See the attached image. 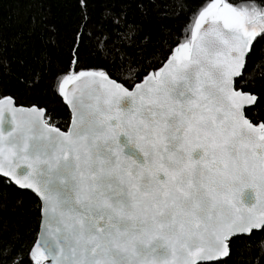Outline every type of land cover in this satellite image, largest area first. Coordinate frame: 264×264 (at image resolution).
Segmentation results:
<instances>
[{"label":"snow or ice","instance_id":"obj_1","mask_svg":"<svg viewBox=\"0 0 264 264\" xmlns=\"http://www.w3.org/2000/svg\"><path fill=\"white\" fill-rule=\"evenodd\" d=\"M22 2L26 31L0 28V177L39 225L0 227V264H264V0H177L156 45L127 0H77L55 69L46 0ZM93 40L103 63L82 66ZM49 73L65 129L5 90Z\"/></svg>","mask_w":264,"mask_h":264},{"label":"trees","instance_id":"obj_2","mask_svg":"<svg viewBox=\"0 0 264 264\" xmlns=\"http://www.w3.org/2000/svg\"><path fill=\"white\" fill-rule=\"evenodd\" d=\"M176 2L177 0H145L142 7H138V0H127L129 20H135L142 27L143 32L151 37L153 45L164 43L168 34L174 29H179L184 21ZM32 7L34 5L22 0H0V28L6 37L26 31L27 17ZM97 8L98 6H93L94 10ZM44 10L49 20L50 52L54 60V69L65 67L73 47L80 8L77 0H46ZM16 54H21L19 48L16 49ZM101 63L103 59L96 55L95 41L87 42L81 48L82 66ZM50 76L51 73L43 78L34 76L27 83L21 77L20 82L13 81L7 84L5 90L15 97L17 106L43 107L51 118L50 122L65 129L71 114L61 98L53 94ZM38 225L39 213L33 195L19 190L8 180L0 177V227L31 243L36 238Z\"/></svg>","mask_w":264,"mask_h":264},{"label":"water","instance_id":"obj_3","mask_svg":"<svg viewBox=\"0 0 264 264\" xmlns=\"http://www.w3.org/2000/svg\"><path fill=\"white\" fill-rule=\"evenodd\" d=\"M68 107V106H67ZM69 109V108H68ZM69 111H70V109H69ZM7 115V114H6ZM2 178H4V177H2ZM4 179H6V180H8V178H4ZM9 181V180H8ZM10 182V181H9ZM11 183V182H10ZM14 185V184H13ZM15 186V185H14Z\"/></svg>","mask_w":264,"mask_h":264}]
</instances>
